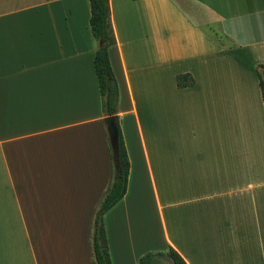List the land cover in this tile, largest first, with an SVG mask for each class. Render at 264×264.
I'll use <instances>...</instances> for the list:
<instances>
[{
    "label": "crops",
    "instance_id": "0c3cea01",
    "mask_svg": "<svg viewBox=\"0 0 264 264\" xmlns=\"http://www.w3.org/2000/svg\"><path fill=\"white\" fill-rule=\"evenodd\" d=\"M109 9L129 159L110 264H264V0ZM89 18V0H0V264H96L112 160Z\"/></svg>",
    "mask_w": 264,
    "mask_h": 264
},
{
    "label": "trees",
    "instance_id": "16d2710c",
    "mask_svg": "<svg viewBox=\"0 0 264 264\" xmlns=\"http://www.w3.org/2000/svg\"><path fill=\"white\" fill-rule=\"evenodd\" d=\"M89 4V24L92 35L97 41V48L94 53V69L98 79L103 107L106 112L105 124L108 128V119L111 117L117 128V138L114 142L111 141L110 134L107 130L111 149L112 176L111 182L95 212L92 231V247L96 264H110L103 215L126 192L129 175V159L116 115L118 86L109 58V47L115 43V35L110 20L109 0H89ZM262 70L264 71V65L259 64L256 71L264 96ZM176 83L181 87L190 86L194 83V80L190 74H178L176 75ZM163 255L162 253H149L140 259L139 264H156L157 257ZM165 256L171 258L173 264H186L180 255L171 248Z\"/></svg>",
    "mask_w": 264,
    "mask_h": 264
},
{
    "label": "water",
    "instance_id": "95a60500",
    "mask_svg": "<svg viewBox=\"0 0 264 264\" xmlns=\"http://www.w3.org/2000/svg\"><path fill=\"white\" fill-rule=\"evenodd\" d=\"M108 132L110 134L111 141L114 142L115 139L117 138V128L114 124L113 119L110 117L108 119Z\"/></svg>",
    "mask_w": 264,
    "mask_h": 264
},
{
    "label": "rangeland",
    "instance_id": "374dc122",
    "mask_svg": "<svg viewBox=\"0 0 264 264\" xmlns=\"http://www.w3.org/2000/svg\"><path fill=\"white\" fill-rule=\"evenodd\" d=\"M262 72H263V71H262ZM263 78H264V74H263ZM166 263H167V262L164 261L162 264H166Z\"/></svg>",
    "mask_w": 264,
    "mask_h": 264
}]
</instances>
